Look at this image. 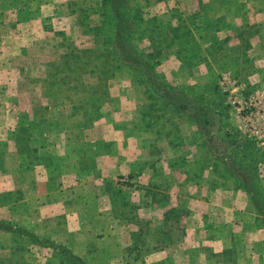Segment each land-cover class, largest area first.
I'll use <instances>...</instances> for the list:
<instances>
[{
    "label": "crops",
    "instance_id": "crops-1",
    "mask_svg": "<svg viewBox=\"0 0 264 264\" xmlns=\"http://www.w3.org/2000/svg\"><path fill=\"white\" fill-rule=\"evenodd\" d=\"M201 5L221 18L222 26L215 31L225 42L228 40L225 50L241 48L239 29L245 22L264 27V6L257 2L251 10L245 4L239 5L243 7L236 14L232 0H203ZM14 8V0H0V27L6 24L5 18ZM196 8L191 9L195 12ZM9 35L0 30V72L11 68L12 49L6 40ZM253 38L264 39V31ZM252 45L257 51L253 53L264 54V45L259 42ZM202 64H198L199 70ZM259 72H264V67ZM262 79L263 74L256 83ZM239 85L232 84V91L243 89L245 84ZM196 99H201L205 106L204 99ZM39 102L45 105L47 100L39 98ZM3 107L0 223H7L12 229H0V264H65L59 246L99 264H105L101 257L106 258V264H157L160 259L155 261L153 256L175 249L180 252L179 260L169 254L175 264H193L194 260V264H209L202 251L204 245L215 251L232 248L245 236L247 239L240 242L245 244L248 263L264 264L261 218L249 193L224 169L225 160L227 163L239 157L242 160V152L227 143L230 140L215 111L211 117L215 125L204 130L207 136L200 134L186 116H181L189 124V130L183 133V139L181 136L173 140L163 131L109 126V121L101 128L86 125L81 115L68 113L59 105L49 107L41 125L35 127V123L31 124L34 118L26 117L28 113L24 110L14 114L12 109ZM123 112L121 120L127 115L125 110L119 113ZM60 114L64 120L61 126L57 125ZM22 125L28 131L37 129L42 135V143L32 150L34 156L20 153L13 141V134ZM230 130L237 132L229 125ZM250 149L244 151L245 155ZM259 153L256 164L253 154L244 157V161L257 165L256 184L264 198V187L259 183L264 154ZM146 175L148 180L141 184L140 190H131L133 182L139 183ZM125 191L129 196L120 195ZM177 214L185 221L181 230L169 221L170 215ZM142 227L148 228L145 244L150 249L141 251L134 259L127 255V249L134 245L133 233ZM173 230L185 232L178 243L169 237ZM202 232H212L214 236L205 241L199 237Z\"/></svg>",
    "mask_w": 264,
    "mask_h": 264
},
{
    "label": "rangeland",
    "instance_id": "rangeland-1",
    "mask_svg": "<svg viewBox=\"0 0 264 264\" xmlns=\"http://www.w3.org/2000/svg\"><path fill=\"white\" fill-rule=\"evenodd\" d=\"M202 2L133 0L137 26L132 41L144 56L153 61L163 82L189 96L204 99L202 102L219 114L220 125L225 128L228 139L233 142L252 140L264 154L260 141L249 137L245 119V115L251 112L254 123L264 131V79L256 83L259 75L264 77V72H259L264 67V54L253 53L256 49L252 45L253 42L264 45V39L253 40L254 35L264 31V27L260 29L256 23L245 22L239 29L241 48L228 47L225 50L228 40L225 42L215 31L222 26V20L203 8ZM256 2L260 7L264 6V0H232L235 14L243 7L239 5L245 4L251 10ZM14 6V12L0 27L1 31L10 33L6 40L13 58L9 63L11 68L0 72V83L3 84L0 86V98H3L0 110L2 105L4 109H12L14 114L24 110L28 113L26 117L39 121L34 125L36 127L41 125L43 114L51 106L59 105L64 111L79 116L92 106L96 110L91 112L90 119H85L86 125L101 128L109 121V126L113 124L154 133L163 131L173 140L181 136L183 139V133L189 130L186 120L162 108L159 99L130 69L117 68L112 61L109 51L113 28L104 0H14ZM192 7H197L195 12ZM244 25L246 27L242 29ZM202 62L199 70L198 64ZM224 79L227 83L223 82ZM232 84L245 85L243 89L238 87L232 91ZM39 98H45L47 103L43 105ZM250 100L255 101L250 105ZM121 110L127 113L122 120L119 119L124 114L119 113ZM63 121L60 114L57 125H64ZM229 125L237 132H228ZM147 180L146 175L139 183L133 182L131 190H140L141 184ZM259 183L263 188V169ZM120 195L127 197L129 193L125 191ZM169 221L180 230L185 224L178 214L170 215ZM184 234L173 230L169 237L173 243H178ZM213 236L212 232L199 234L205 241ZM236 237L238 240V235ZM246 239L245 236L239 240ZM240 241L235 242L232 252L225 256L221 252L230 248L215 251L212 246L204 245L202 251L209 264L215 261V254L219 255L221 262L230 257L237 264H243V261L249 264L245 244ZM176 251L157 253L153 259H160L157 264H166L171 259L169 254H173L177 261L180 252ZM102 259L106 264V258Z\"/></svg>",
    "mask_w": 264,
    "mask_h": 264
},
{
    "label": "trees",
    "instance_id": "trees-1",
    "mask_svg": "<svg viewBox=\"0 0 264 264\" xmlns=\"http://www.w3.org/2000/svg\"><path fill=\"white\" fill-rule=\"evenodd\" d=\"M132 2L133 0H104V6H106L110 12L113 28L109 51L112 61L117 68L125 67L130 69L136 77L145 84L147 89L159 99L162 108L169 109L180 117L186 116L188 120L197 127L200 134L207 136L204 130L215 125V122H213L211 118V107L202 105L201 99L192 98L182 90L176 89L163 82L155 70L153 61L144 56L133 43L132 36L136 30L137 20L133 14ZM148 56L151 55L148 54ZM94 109V107L90 106V109L81 115L84 124H86L87 121L85 119H90L91 112H93ZM32 123L37 124L36 121L31 122V124ZM27 126L29 127L30 125ZM28 129L29 128L24 125L17 127L16 133L13 134V141L18 145L20 153L24 152L28 156H34L32 150H37L36 146L38 144L40 145L43 139L41 138V133L37 129H33L32 131H28ZM211 138L212 136L208 139ZM227 143L237 147L242 152V160L241 157L230 163H227L225 160L226 165L224 169L238 181L239 186L249 193L251 203L256 213L260 216L264 227V198L256 184V178L259 174L258 167L257 165L253 166V164L244 161V157L253 154V160L256 164L257 160H260L261 154L258 152V149L255 148V144L252 140L242 139L238 142L230 140ZM247 149L252 150V152L249 150L245 155L244 151ZM0 229L11 230L12 227L2 222L0 223ZM148 234V228L146 230L143 227L133 233L134 245L127 249V255H129V257L136 259L141 251L150 249V247H148L149 245L145 244V238H147ZM57 249L62 253L65 264H99V262H94L93 259L89 257L84 260V258L75 255L67 247L59 246ZM232 250L233 249L230 248L221 253L225 256L231 253ZM133 252H136V254L132 255ZM215 257L214 264H237L230 257L225 258L223 262L220 261L218 254H215ZM102 258L103 257H101L100 260ZM166 264H174V262L170 259L167 260Z\"/></svg>",
    "mask_w": 264,
    "mask_h": 264
},
{
    "label": "built area",
    "instance_id": "built-area-1",
    "mask_svg": "<svg viewBox=\"0 0 264 264\" xmlns=\"http://www.w3.org/2000/svg\"><path fill=\"white\" fill-rule=\"evenodd\" d=\"M224 83L225 79L223 80ZM254 98V97H251ZM255 100H250L249 104L251 105L252 102H254ZM245 119H247L248 122V128H246V131L248 132V135L250 138L252 139H256L258 141H260V143L262 145H264V131L263 128H261L260 126L256 125L254 123V120L252 119V115L251 112L249 114L245 115Z\"/></svg>",
    "mask_w": 264,
    "mask_h": 264
}]
</instances>
